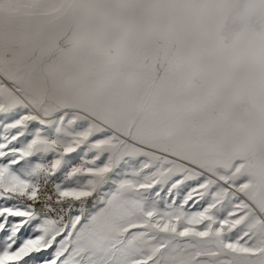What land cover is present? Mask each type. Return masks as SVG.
Masks as SVG:
<instances>
[{
    "label": "snow or ice",
    "instance_id": "1",
    "mask_svg": "<svg viewBox=\"0 0 264 264\" xmlns=\"http://www.w3.org/2000/svg\"><path fill=\"white\" fill-rule=\"evenodd\" d=\"M0 264H264V0H0Z\"/></svg>",
    "mask_w": 264,
    "mask_h": 264
}]
</instances>
